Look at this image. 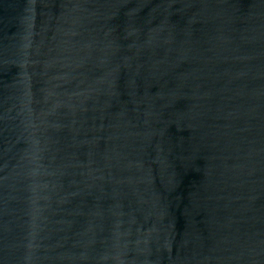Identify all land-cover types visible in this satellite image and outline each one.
<instances>
[{"label":"water","instance_id":"water-1","mask_svg":"<svg viewBox=\"0 0 264 264\" xmlns=\"http://www.w3.org/2000/svg\"><path fill=\"white\" fill-rule=\"evenodd\" d=\"M0 264H264V0H0Z\"/></svg>","mask_w":264,"mask_h":264}]
</instances>
